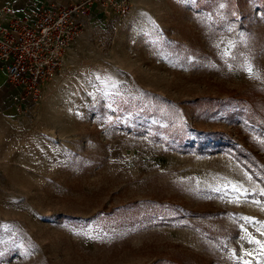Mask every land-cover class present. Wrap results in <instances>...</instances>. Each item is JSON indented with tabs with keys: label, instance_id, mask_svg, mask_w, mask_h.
I'll return each mask as SVG.
<instances>
[{
	"label": "rangeland",
	"instance_id": "374dc122",
	"mask_svg": "<svg viewBox=\"0 0 264 264\" xmlns=\"http://www.w3.org/2000/svg\"><path fill=\"white\" fill-rule=\"evenodd\" d=\"M259 1L130 0L121 19H83L41 98L0 113V264H264L246 238L264 242ZM215 140L231 146H185Z\"/></svg>",
	"mask_w": 264,
	"mask_h": 264
},
{
	"label": "built area",
	"instance_id": "2783aa9c",
	"mask_svg": "<svg viewBox=\"0 0 264 264\" xmlns=\"http://www.w3.org/2000/svg\"><path fill=\"white\" fill-rule=\"evenodd\" d=\"M130 0H76L48 4L22 17L0 10V70L17 88L12 106L17 115L41 98V87L61 68L66 51L82 32L85 17L123 18ZM3 21V18H6Z\"/></svg>",
	"mask_w": 264,
	"mask_h": 264
},
{
	"label": "crops",
	"instance_id": "0c3cea01",
	"mask_svg": "<svg viewBox=\"0 0 264 264\" xmlns=\"http://www.w3.org/2000/svg\"><path fill=\"white\" fill-rule=\"evenodd\" d=\"M43 1L44 0H0V10L7 9L9 10L10 15L16 17H22L37 10L39 7L48 5V3L42 4ZM72 1H76V0H68L66 1V3L62 5H67ZM56 5H61V4H56ZM6 20L7 17L3 18V21ZM17 93H18L17 88L9 87L6 84L5 75L0 70V113H6L11 108L14 109L12 106V97L17 95Z\"/></svg>",
	"mask_w": 264,
	"mask_h": 264
},
{
	"label": "snow or ice",
	"instance_id": "6c2138e0",
	"mask_svg": "<svg viewBox=\"0 0 264 264\" xmlns=\"http://www.w3.org/2000/svg\"><path fill=\"white\" fill-rule=\"evenodd\" d=\"M225 6L226 5L224 3H221L219 5L220 8H224ZM241 42H243V41H241ZM221 43H225V42L222 41ZM217 47H219V45H217ZM235 48H236V42L227 41L225 43V47L222 50V56L225 57L226 59H234L235 56H234L233 50ZM239 55L243 56V53H239ZM241 67L245 72H247V74L249 75L250 78L261 79L259 72L254 69L253 65L251 64V62L248 60L247 57L244 58V62L241 65ZM229 68H231V65H229ZM260 142L262 144H264V141H260ZM248 179H250V177ZM231 190L238 194L234 200L229 201L232 203H239L240 202V195L244 194L248 191L247 189H242L241 186H238L235 184H233L231 186ZM260 195L264 196V190H261ZM253 203L260 205L261 201L255 200V201H253ZM245 219H247L248 222H252L251 218H245ZM261 235H264V232H262ZM243 238H245V237H242V239ZM246 238H247L249 243H254V244L259 245V250L257 252V255L264 256V242L252 237L251 234H247V233H246ZM245 255L252 256L253 254L251 252H247V253H245ZM232 256H233V258H236V259H242L240 257H237L235 252L232 253ZM245 264H248V262H245Z\"/></svg>",
	"mask_w": 264,
	"mask_h": 264
},
{
	"label": "trees",
	"instance_id": "16d2710c",
	"mask_svg": "<svg viewBox=\"0 0 264 264\" xmlns=\"http://www.w3.org/2000/svg\"><path fill=\"white\" fill-rule=\"evenodd\" d=\"M259 4L261 5V7H260V9L259 10H261L262 12H264V2H260L259 1ZM206 139H204V141H205ZM223 142H225V143H223ZM227 141H216L215 140V143L213 144V145H211L210 147H212V149L209 147V146H202V143L201 142H198V143H196L195 145H192L190 142L189 143H187V145H185V146H188V144L190 145V146H195V148H197V149H199L198 151L199 152H207V151H209V150H213V149H228V148H230V147H228V146H231V145H229V143H226ZM233 149H234V151H236V147H232ZM250 154H248V153H244L243 151H241V150H237V157L240 159V160H248L249 161V159H250V156H249Z\"/></svg>",
	"mask_w": 264,
	"mask_h": 264
},
{
	"label": "bare ground",
	"instance_id": "6f19581e",
	"mask_svg": "<svg viewBox=\"0 0 264 264\" xmlns=\"http://www.w3.org/2000/svg\"><path fill=\"white\" fill-rule=\"evenodd\" d=\"M62 65H64V64H62ZM62 67V66H61ZM48 82H45L43 85H46Z\"/></svg>",
	"mask_w": 264,
	"mask_h": 264
}]
</instances>
